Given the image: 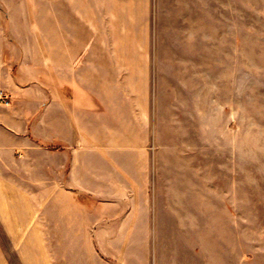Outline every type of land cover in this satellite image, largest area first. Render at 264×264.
<instances>
[{"label": "crops", "instance_id": "obj_1", "mask_svg": "<svg viewBox=\"0 0 264 264\" xmlns=\"http://www.w3.org/2000/svg\"><path fill=\"white\" fill-rule=\"evenodd\" d=\"M50 12L0 0V264H264L239 202H180L148 149L158 0Z\"/></svg>", "mask_w": 264, "mask_h": 264}, {"label": "rangeland", "instance_id": "obj_2", "mask_svg": "<svg viewBox=\"0 0 264 264\" xmlns=\"http://www.w3.org/2000/svg\"><path fill=\"white\" fill-rule=\"evenodd\" d=\"M28 4L41 32L49 10L58 28L59 0ZM158 10L148 149L180 202H239L249 240L264 243V0H158Z\"/></svg>", "mask_w": 264, "mask_h": 264}, {"label": "built area", "instance_id": "obj_3", "mask_svg": "<svg viewBox=\"0 0 264 264\" xmlns=\"http://www.w3.org/2000/svg\"><path fill=\"white\" fill-rule=\"evenodd\" d=\"M0 102H3L5 104L8 103L7 96L2 92H0Z\"/></svg>", "mask_w": 264, "mask_h": 264}]
</instances>
